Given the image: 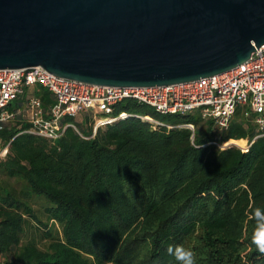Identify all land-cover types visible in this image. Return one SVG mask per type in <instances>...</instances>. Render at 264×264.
<instances>
[{
    "label": "trees",
    "instance_id": "trees-1",
    "mask_svg": "<svg viewBox=\"0 0 264 264\" xmlns=\"http://www.w3.org/2000/svg\"><path fill=\"white\" fill-rule=\"evenodd\" d=\"M35 94L49 117L53 94ZM9 110L15 118L0 132L4 261L177 264L167 248L183 245L196 264H264L250 218L264 209V137L247 107L227 131L199 110L126 109L160 124L129 118L95 136L90 115L66 117L78 131L56 140L28 132L25 97Z\"/></svg>",
    "mask_w": 264,
    "mask_h": 264
},
{
    "label": "water",
    "instance_id": "water-1",
    "mask_svg": "<svg viewBox=\"0 0 264 264\" xmlns=\"http://www.w3.org/2000/svg\"><path fill=\"white\" fill-rule=\"evenodd\" d=\"M263 45L264 0H0V70L156 88L230 72Z\"/></svg>",
    "mask_w": 264,
    "mask_h": 264
},
{
    "label": "built area",
    "instance_id": "built-area-1",
    "mask_svg": "<svg viewBox=\"0 0 264 264\" xmlns=\"http://www.w3.org/2000/svg\"><path fill=\"white\" fill-rule=\"evenodd\" d=\"M37 87L48 90L55 98L49 117H45L42 102L35 94ZM22 97H25V109L29 111L32 124L28 132L50 140L59 139L68 128L78 131L75 124L62 123L66 117L77 119L90 115L93 136L100 128L129 118L146 121L147 116L126 110L138 107L153 108L160 115L199 110L202 117L212 119L220 131H227L237 110L247 107L246 116H254L261 133L258 137H264V45L248 62L225 74L156 88L88 85L54 76L41 67L0 70V132L5 123L15 118L9 109ZM149 120L160 124L152 118ZM0 264L12 263L4 261L0 255Z\"/></svg>",
    "mask_w": 264,
    "mask_h": 264
},
{
    "label": "clouds",
    "instance_id": "clouds-1",
    "mask_svg": "<svg viewBox=\"0 0 264 264\" xmlns=\"http://www.w3.org/2000/svg\"><path fill=\"white\" fill-rule=\"evenodd\" d=\"M250 218L255 221L251 242L257 251L264 255V209L255 208ZM167 253L174 258L177 264H196L195 252L183 245H169Z\"/></svg>",
    "mask_w": 264,
    "mask_h": 264
},
{
    "label": "rangeland",
    "instance_id": "rangeland-1",
    "mask_svg": "<svg viewBox=\"0 0 264 264\" xmlns=\"http://www.w3.org/2000/svg\"><path fill=\"white\" fill-rule=\"evenodd\" d=\"M77 120V119H76ZM146 121H150V120H146ZM152 123H154V122H152ZM86 124V123H85ZM156 124V123H155ZM224 146V145H223ZM247 146H248V144H247ZM224 147H226V146H224ZM242 150H244V149H242ZM244 151H247V150H244ZM6 154V150H3V151H1L0 152V156H4Z\"/></svg>",
    "mask_w": 264,
    "mask_h": 264
},
{
    "label": "bare ground",
    "instance_id": "bare-ground-1",
    "mask_svg": "<svg viewBox=\"0 0 264 264\" xmlns=\"http://www.w3.org/2000/svg\"><path fill=\"white\" fill-rule=\"evenodd\" d=\"M146 119H147V120H149V119H150V117H147ZM230 145H232V144H230Z\"/></svg>",
    "mask_w": 264,
    "mask_h": 264
}]
</instances>
